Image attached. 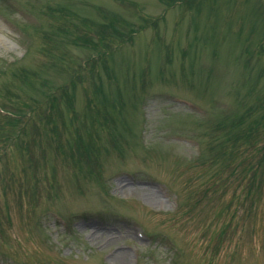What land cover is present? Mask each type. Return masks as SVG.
I'll return each mask as SVG.
<instances>
[{
  "label": "rangeland",
  "instance_id": "374dc122",
  "mask_svg": "<svg viewBox=\"0 0 264 264\" xmlns=\"http://www.w3.org/2000/svg\"><path fill=\"white\" fill-rule=\"evenodd\" d=\"M0 106V264H264V0H0Z\"/></svg>",
  "mask_w": 264,
  "mask_h": 264
},
{
  "label": "trees",
  "instance_id": "16d2710c",
  "mask_svg": "<svg viewBox=\"0 0 264 264\" xmlns=\"http://www.w3.org/2000/svg\"><path fill=\"white\" fill-rule=\"evenodd\" d=\"M255 123H256V125H254L253 127L250 128L251 134L253 133L254 130L258 129L259 127H262V125L264 123V115L260 119H256ZM247 136H250V134Z\"/></svg>",
  "mask_w": 264,
  "mask_h": 264
},
{
  "label": "bare ground",
  "instance_id": "6f19581e",
  "mask_svg": "<svg viewBox=\"0 0 264 264\" xmlns=\"http://www.w3.org/2000/svg\"><path fill=\"white\" fill-rule=\"evenodd\" d=\"M118 258H119V259L127 260L126 254H125L124 252H120V253L118 254Z\"/></svg>",
  "mask_w": 264,
  "mask_h": 264
}]
</instances>
